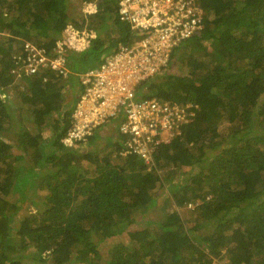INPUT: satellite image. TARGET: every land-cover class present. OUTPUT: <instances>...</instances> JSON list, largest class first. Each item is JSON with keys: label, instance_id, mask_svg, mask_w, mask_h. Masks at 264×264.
<instances>
[{"label": "trees", "instance_id": "16d2710c", "mask_svg": "<svg viewBox=\"0 0 264 264\" xmlns=\"http://www.w3.org/2000/svg\"><path fill=\"white\" fill-rule=\"evenodd\" d=\"M194 1L198 32L135 92L197 106L148 171L119 154L121 116L62 142L80 74L142 37L119 19V0H0V264H264V0ZM69 27L98 33L75 52ZM58 39L68 76L11 73L25 43L52 55ZM111 126L118 135L103 137ZM159 191L162 213L145 218ZM124 233L127 245L107 242Z\"/></svg>", "mask_w": 264, "mask_h": 264}, {"label": "built area", "instance_id": "2783aa9c", "mask_svg": "<svg viewBox=\"0 0 264 264\" xmlns=\"http://www.w3.org/2000/svg\"><path fill=\"white\" fill-rule=\"evenodd\" d=\"M86 12L93 13L94 8ZM200 14L194 0H119V19L142 37L121 46L96 68L80 75L83 93L73 110V125L62 139L63 145L72 147L93 129L121 116L118 129L125 139L120 156L135 155L150 171L153 152L180 135L195 116L197 106L138 99L135 92L141 83L167 67L177 42L198 32ZM93 34L69 27L66 40L81 42L75 46L82 50L95 38ZM65 55L64 40L56 41L52 55L43 46L27 42L22 53L13 56L11 73L19 76L23 71L31 76L46 71L65 77L69 73Z\"/></svg>", "mask_w": 264, "mask_h": 264}, {"label": "rangeland", "instance_id": "374dc122", "mask_svg": "<svg viewBox=\"0 0 264 264\" xmlns=\"http://www.w3.org/2000/svg\"><path fill=\"white\" fill-rule=\"evenodd\" d=\"M84 10H86V11H92L93 10V6H91V4H88L86 7H85V9ZM77 13V16L78 17H80L81 15H80V11L78 12H76ZM93 35L94 36H97V33L98 32H94L93 31ZM99 36V35H98ZM100 36H101V34H100ZM102 36H103V34H102ZM81 42H77V44L76 45H78V44H80ZM81 49H76L75 48V52H79ZM170 66H171V64H170ZM171 74H181V75H185L186 74V70L184 69V68H182V69H180V68H178V66H173V67H171L170 68V71H169ZM18 90H15L14 89V91H9L11 94L14 92L15 93V95H16V91H20L21 90V87L20 86H18ZM264 102V101H263ZM261 106V99H260V101L258 102V106L257 107H260ZM257 109V108H256ZM224 124L223 125H219V128L218 129H220V131H222V133L224 132V130H225V127L227 126V123L226 122H223ZM112 125V124H111ZM113 129H111V131L109 132H103L101 135H103V137L104 136H107V135H112V136H115V133H116V136L118 135L117 134V131H116V129L113 127V126H111ZM31 129L33 130V127L31 126ZM223 135H224V133H223ZM14 153H17L16 151L14 152ZM18 154V153H17ZM19 164V162H14L13 163V165L15 166V165H18ZM190 171L188 168H181L179 171ZM187 172V173H188ZM193 174H195L196 172H197V170L194 168L193 169ZM167 174H169V171H167L166 172V174L165 175H167ZM183 174H185V173H183ZM170 175V174H169ZM177 177H174L173 178V180H171V181H169V182H160V186H162L163 187V185L164 186H166L167 184H168V186L169 185H173L177 180ZM166 188H168V187H165V189ZM159 194H160V197H159V199L157 200V202H156V204L154 205V206H152L151 208H150V211L145 215V218H154V217H156V215L158 216L159 215V210H160V206L162 205V203H161V201L167 196V194H165V192H163L162 193V191H159ZM162 195V196H161ZM165 211V210H164ZM162 213V212H161ZM160 213V214H161ZM208 227H212V225L211 224H208ZM108 243H110L111 245L112 244H118V243H121V244H124V245H127L128 243H129V238H128V236H127V234L126 233H124V234H122V235H120V236H118V237H115V238H113V239H111V240H108L107 241ZM107 243V244H108Z\"/></svg>", "mask_w": 264, "mask_h": 264}, {"label": "clouds", "instance_id": "9594fccd", "mask_svg": "<svg viewBox=\"0 0 264 264\" xmlns=\"http://www.w3.org/2000/svg\"><path fill=\"white\" fill-rule=\"evenodd\" d=\"M68 75H69V73H68ZM67 75V76H68ZM81 75V74H80ZM157 76H159V75H157ZM157 76H155V77H157ZM60 77H63V76H60ZM66 77V76H65ZM155 77H153V78H155ZM153 78H151V79H153ZM150 80V79H149ZM148 81V80H147ZM81 96V95H80ZM80 98V97H79ZM151 99H153V98H151ZM159 101V100H158ZM161 102H163V101H161Z\"/></svg>", "mask_w": 264, "mask_h": 264}]
</instances>
